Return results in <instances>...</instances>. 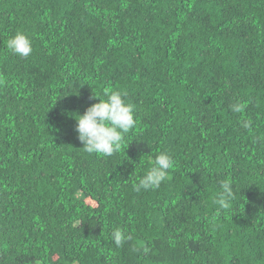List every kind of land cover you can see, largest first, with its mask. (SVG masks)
<instances>
[{
	"label": "trees",
	"instance_id": "1",
	"mask_svg": "<svg viewBox=\"0 0 264 264\" xmlns=\"http://www.w3.org/2000/svg\"><path fill=\"white\" fill-rule=\"evenodd\" d=\"M104 89L136 121L112 156L75 131ZM0 264H264V0H0Z\"/></svg>",
	"mask_w": 264,
	"mask_h": 264
},
{
	"label": "clouds",
	"instance_id": "2",
	"mask_svg": "<svg viewBox=\"0 0 264 264\" xmlns=\"http://www.w3.org/2000/svg\"><path fill=\"white\" fill-rule=\"evenodd\" d=\"M10 53L26 59L33 52L32 41L22 31H17L5 42ZM101 96L92 95L91 99L97 103L91 104L83 114H76V127L78 140L82 149L88 154H99L112 156L118 152L124 143V135L135 127L134 108L127 103L121 92L104 89ZM234 113L244 111L243 104L231 106ZM243 127L249 128L250 122L244 121ZM174 162L167 152H160L155 156L149 170L139 179L135 185L136 191H150L158 189L166 180L169 171L173 168ZM220 193L216 203L221 207H227V201L234 198L232 184L229 180L220 182ZM131 239L121 228H114L112 241L116 247L123 246ZM148 251L147 248L144 249Z\"/></svg>",
	"mask_w": 264,
	"mask_h": 264
}]
</instances>
